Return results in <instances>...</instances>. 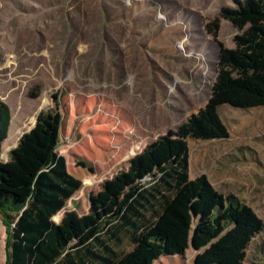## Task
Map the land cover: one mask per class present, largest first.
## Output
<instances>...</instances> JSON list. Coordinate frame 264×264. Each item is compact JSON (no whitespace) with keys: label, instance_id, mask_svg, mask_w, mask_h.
<instances>
[{"label":"rangeland","instance_id":"374dc122","mask_svg":"<svg viewBox=\"0 0 264 264\" xmlns=\"http://www.w3.org/2000/svg\"><path fill=\"white\" fill-rule=\"evenodd\" d=\"M236 1L0 0V101L10 112L0 159L37 114H61L57 151L81 187L57 213V224L88 215L102 195L109 197L103 203L113 202L106 188L135 157L142 183L173 156L166 142L207 102L219 50L234 47L241 32L220 16ZM217 111L228 137L187 140L189 177L205 174L264 222V106L222 104ZM7 242L0 215V264H7ZM121 243L127 246V236ZM198 252L189 245L152 264H195ZM243 262L264 264V233L251 240Z\"/></svg>","mask_w":264,"mask_h":264},{"label":"trees","instance_id":"16d2710c","mask_svg":"<svg viewBox=\"0 0 264 264\" xmlns=\"http://www.w3.org/2000/svg\"><path fill=\"white\" fill-rule=\"evenodd\" d=\"M220 16L241 29L234 47H221L218 75L207 102L183 122L180 134L166 142L173 155L158 162L157 175L140 182L142 161L106 188L113 202L80 219L57 213L81 187L57 146L59 112L42 111L20 135L6 159H0V215L8 227L7 264H152L160 256H180L191 245L195 264H243L251 240L264 233L263 220L233 195H223L205 174L190 178L188 139H226L229 131L217 109L264 106V0H237ZM214 35L218 24H212ZM0 101V152L10 124ZM125 193L117 198V190ZM124 188V189H123ZM121 200L116 208L112 209ZM189 233H191L188 239ZM124 236L129 243L121 246Z\"/></svg>","mask_w":264,"mask_h":264}]
</instances>
